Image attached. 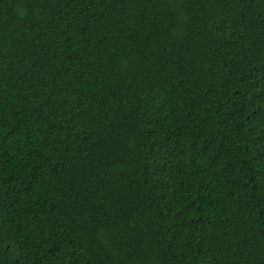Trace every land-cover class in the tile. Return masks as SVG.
Returning a JSON list of instances; mask_svg holds the SVG:
<instances>
[{
	"label": "trees",
	"instance_id": "trees-1",
	"mask_svg": "<svg viewBox=\"0 0 264 264\" xmlns=\"http://www.w3.org/2000/svg\"><path fill=\"white\" fill-rule=\"evenodd\" d=\"M0 264H264V0H0Z\"/></svg>",
	"mask_w": 264,
	"mask_h": 264
}]
</instances>
